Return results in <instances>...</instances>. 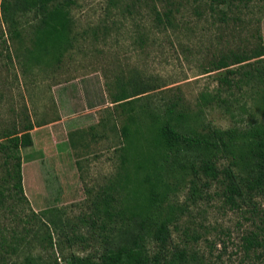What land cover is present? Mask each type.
<instances>
[{
	"label": "rangeland",
	"instance_id": "374dc122",
	"mask_svg": "<svg viewBox=\"0 0 264 264\" xmlns=\"http://www.w3.org/2000/svg\"><path fill=\"white\" fill-rule=\"evenodd\" d=\"M1 2L0 264L27 257L67 264L71 254L97 260L105 242L122 238L121 220L102 212L108 196L117 212L150 207L151 224L173 211L166 257L185 252L175 264H264V189L231 202L222 174L193 181L185 165L195 152L166 157L147 127L148 113L160 119L170 106L187 112L181 127L190 135L264 120V78L245 79L251 65L212 70L222 55L264 44V0L213 7L210 0H74L64 43L42 61L29 58L37 11L11 12L13 28ZM121 85L145 91L132 103L113 102ZM126 125L146 138L126 137ZM25 131L30 145L11 140ZM17 156L22 192L7 175ZM233 157L219 151L218 168ZM156 186V205L133 201L130 187ZM247 234L261 245L245 249ZM144 243L150 255L157 250L150 237Z\"/></svg>",
	"mask_w": 264,
	"mask_h": 264
},
{
	"label": "trees",
	"instance_id": "16d2710c",
	"mask_svg": "<svg viewBox=\"0 0 264 264\" xmlns=\"http://www.w3.org/2000/svg\"><path fill=\"white\" fill-rule=\"evenodd\" d=\"M74 0H2L1 8L3 16L10 25L15 28V22L11 12L35 9L39 20L34 29V42L29 50V58L36 61L43 60L46 55H51L64 43L63 33L70 29L71 18L69 7ZM232 0H210V6L229 5ZM16 33V32H15ZM256 59L254 62H248ZM238 64L237 68L228 67ZM251 65V69H243L245 79L264 78V44H256L249 52H231L222 55L213 62L212 70L228 68L229 72H238L244 65ZM222 81L230 82L226 77L220 78ZM143 89V88H141ZM132 86L128 90L125 86H120L119 92L113 97V102L132 103L137 101L145 89L141 90ZM202 98L204 96L202 95ZM264 113V101L261 104ZM163 118H158L148 113V130L152 134V144L160 148L164 154L174 159L186 156L187 152H195V156L188 159L185 165L192 173L193 181L203 175L208 179H217L223 175L225 182V195L228 200L234 203L238 196L264 189V120L255 124L250 129L244 131L229 130L233 133L229 136H222L228 132H219L212 129L209 136H198L187 134L181 127V123L188 117L187 112L177 109L174 106L167 108ZM133 119V118H132ZM163 119V120H162ZM131 123L132 120H130ZM130 126V125H129ZM125 126L126 137L130 134H139V139H145L144 131L140 126L129 129ZM12 141L20 142L23 146L30 145L32 138L29 131L15 135ZM4 146V145H3ZM233 155V160L227 167L221 169L217 166L218 152ZM11 171L7 172L10 179L14 180V187L22 192L21 186V162L19 156L16 157ZM232 166H238L237 171ZM162 182V180H158ZM197 186L193 183V191ZM160 186L153 189L143 190L142 188L130 187V194L133 201H145L149 206L156 205L159 200ZM0 197H2V187L0 186ZM1 200V198H0ZM111 196L102 200L104 217L109 221L119 218V229L122 238L118 242L109 243L101 249L98 259L90 255L79 256L71 254L67 264H175L177 257L185 259V252L178 251L175 258L166 257L171 239L170 224L173 222V211H166L163 216L150 222V207L147 212L128 206L119 212L111 205ZM150 237L155 243L157 250L150 255L144 240ZM108 240L110 239L107 237ZM106 239V241H108ZM112 241V240H111ZM245 249L261 245V242L254 234H247L243 237ZM14 264H43L36 257H27L21 263Z\"/></svg>",
	"mask_w": 264,
	"mask_h": 264
}]
</instances>
